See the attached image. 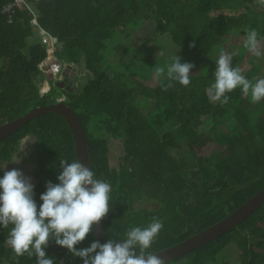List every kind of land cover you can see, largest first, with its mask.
Masks as SVG:
<instances>
[{
  "label": "trees",
  "instance_id": "1",
  "mask_svg": "<svg viewBox=\"0 0 264 264\" xmlns=\"http://www.w3.org/2000/svg\"><path fill=\"white\" fill-rule=\"evenodd\" d=\"M8 1L0 0V9ZM35 7L42 29L58 41L57 59L70 61L72 54H80L89 80L82 88L42 94L45 80L37 67L46 51L33 41L30 16L19 11L8 24L0 15V126L57 99L74 111L90 168L112 188L110 210L101 222L107 240L124 239L132 227L145 228L156 217L163 229L148 249L155 254L218 223L264 189V98L253 103L250 92L244 95L238 87L227 93V104L217 101L209 108L206 89L215 77L202 69L234 32L246 36L255 29L264 37V0H36ZM143 23H153L157 37H169L186 61L202 59L187 95L178 94V82L163 91L168 81L151 88L133 72L107 67L106 44ZM120 51L114 50L118 56ZM118 59L117 65L133 60ZM258 74L256 67L242 73L253 83ZM68 81L73 85L75 76L63 82ZM95 119L102 127L91 133ZM108 137L121 143L117 169L109 164ZM27 138L34 140L32 177L39 211L46 184L59 183L60 160H76L74 144L64 119L49 113L0 142V164L10 162ZM206 148L212 152L192 153ZM138 201L159 208L141 209ZM11 227L0 226V264H36L35 256L17 257L5 243ZM94 241L91 231L76 248ZM230 249L237 252L238 264H264V205L237 228L169 264H224ZM45 251L54 264H83L54 241Z\"/></svg>",
  "mask_w": 264,
  "mask_h": 264
},
{
  "label": "clouds",
  "instance_id": "2",
  "mask_svg": "<svg viewBox=\"0 0 264 264\" xmlns=\"http://www.w3.org/2000/svg\"><path fill=\"white\" fill-rule=\"evenodd\" d=\"M243 46L249 54L264 57V37L255 29L247 31ZM193 67L175 55L171 64L155 68L154 77L167 79L163 91L172 88L173 81L187 87ZM214 77V83L206 89L212 102L227 104V93L238 87L244 95L251 92L253 103L264 98V78H257L255 83L249 81L240 68L233 67L232 56L226 51H221L216 61ZM60 167L59 183L46 184L39 211L29 177L13 169L5 171L0 178V226H12L5 243L17 257L35 256L36 264H54L45 251L54 241L74 257L81 258L83 264H166L164 259L148 251L163 229L162 221L156 217L145 228L132 227L124 239H109L103 245L94 241L90 247L77 250L76 246L85 240L93 226H99L107 216L112 188L108 182L96 179L89 165L80 160L71 163L60 160Z\"/></svg>",
  "mask_w": 264,
  "mask_h": 264
},
{
  "label": "rangeland",
  "instance_id": "3",
  "mask_svg": "<svg viewBox=\"0 0 264 264\" xmlns=\"http://www.w3.org/2000/svg\"><path fill=\"white\" fill-rule=\"evenodd\" d=\"M243 34V33H242ZM240 33L234 32L227 38L226 43L224 46L215 49L211 55L205 57L207 58L206 64H203V71L209 74L210 72L213 74L216 69V61L218 60L219 56L216 58L218 53L221 51H226L232 56V64L234 66H238L241 69L243 74L247 73L250 70V67H256V73L259 72L258 78H264V57H255L248 53V51L243 46V40L245 36ZM152 41H149V40ZM37 42L36 34L34 33V40ZM149 41V43L147 42ZM31 43V41H29ZM107 52L105 53V59L107 67L111 68L114 71H121L123 73H127L128 71L133 72L136 74L139 81L146 84L151 88H156L157 85H160L162 82L167 81L166 78H162L160 80L154 77V70L156 67H166L167 65L172 63V58L175 55H178L181 58V62H187L194 65H199L201 60L195 61L194 59L185 60L182 56L179 49H177L169 39V37H157V30L156 26L153 23H146L142 24L138 27L137 31H133L128 29L125 31L123 35H116L114 36L113 40L106 44ZM116 48H123L124 51L121 52L118 56V53L114 52ZM60 52V49L58 50ZM147 53V54H146ZM160 53H163L161 55ZM128 59H132L128 64H120L117 65L118 58L120 57L121 60H124V56ZM146 55V56H145ZM145 56V59L144 58ZM59 62L62 61V72L60 74L61 79L64 75L66 76H75V83H73V89L77 87H83L89 80V75L85 71V63L83 57L78 54H72V60L68 61L69 59L65 56L59 55ZM148 60V61H147ZM151 60V61H150ZM215 64V65H213ZM192 68L190 79L197 74V69ZM198 68V66H197ZM64 81V78H63ZM69 81L67 82L66 88H68ZM52 89L59 92L62 89H57L54 83H50ZM189 86H180L178 89V94L187 95L189 90ZM65 90V89H64ZM251 95V92H250ZM208 101H209V108L216 102H212L209 98L207 93ZM142 110L145 112L146 109ZM99 119H95L92 127L90 128L91 133L98 132L99 129L102 127L97 122ZM102 134L100 133L98 135ZM109 140V164L112 169H117L120 158L122 156V147L121 143L117 140H113L108 137ZM211 153L212 149L206 148L201 149L198 151H193L192 153L197 155L198 153ZM180 155V154H177ZM35 148H34V140L31 138L24 139L20 142L19 146L17 147L16 153L13 154L12 159L8 163H1L0 164V178H3L5 171H10L13 169L21 171L25 177H29L31 179V183L34 185L35 180L32 177V171L35 161ZM136 206L141 209H157L159 205L154 202H147L143 203L142 201H138ZM226 262L224 264H238L237 262V252L234 249H230L226 251Z\"/></svg>",
  "mask_w": 264,
  "mask_h": 264
},
{
  "label": "water",
  "instance_id": "4",
  "mask_svg": "<svg viewBox=\"0 0 264 264\" xmlns=\"http://www.w3.org/2000/svg\"><path fill=\"white\" fill-rule=\"evenodd\" d=\"M66 78L67 76H64V80H66ZM71 86L72 81L69 82L68 88ZM56 88L64 90L66 89V83L63 82L60 85H56ZM49 113H56L64 119L72 136L76 160H80V162L85 165H89L90 167L87 142L79 119L74 111L65 103H63V101L55 102L54 104L48 106L34 107L23 117L2 124V126H0V142L16 134L22 128L27 126L30 121ZM263 205L264 189L252 196L233 212L227 214L224 218L219 220L218 223L197 233L187 240L161 252L155 253L154 255L164 259L166 264L179 260L237 228L241 223H244L247 218L258 211ZM92 233L95 241H99V243L102 245L107 243L108 240L104 236L101 224L99 226L94 225Z\"/></svg>",
  "mask_w": 264,
  "mask_h": 264
},
{
  "label": "built area",
  "instance_id": "5",
  "mask_svg": "<svg viewBox=\"0 0 264 264\" xmlns=\"http://www.w3.org/2000/svg\"><path fill=\"white\" fill-rule=\"evenodd\" d=\"M36 0H10L5 3L0 9V15L6 18L8 24L13 21L17 12L23 11L30 16V26L33 32L36 34L37 42L45 49L46 58L39 65V70L44 76V84L41 88L42 94H47L52 88L50 83L59 85L63 82L61 79L62 64L56 57V48L58 41L48 32L42 29L39 21V14L36 11ZM62 99H57V102ZM63 264V262L61 263Z\"/></svg>",
  "mask_w": 264,
  "mask_h": 264
},
{
  "label": "crops",
  "instance_id": "6",
  "mask_svg": "<svg viewBox=\"0 0 264 264\" xmlns=\"http://www.w3.org/2000/svg\"><path fill=\"white\" fill-rule=\"evenodd\" d=\"M74 75V74H73ZM64 76H66V75H64ZM64 76H63V78H64ZM74 76H71L70 78H73Z\"/></svg>",
  "mask_w": 264,
  "mask_h": 264
}]
</instances>
